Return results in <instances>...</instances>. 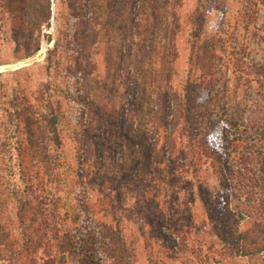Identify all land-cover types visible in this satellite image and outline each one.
I'll return each instance as SVG.
<instances>
[{
  "label": "rangeland",
  "instance_id": "374dc122",
  "mask_svg": "<svg viewBox=\"0 0 264 264\" xmlns=\"http://www.w3.org/2000/svg\"><path fill=\"white\" fill-rule=\"evenodd\" d=\"M126 1L34 0L35 15H50L33 32L15 34L19 28L0 16V106L19 91L47 92L46 99L60 106L67 163L86 173L74 194L80 200L76 239L79 250L96 259L91 264H116L105 225L125 235L132 264H203L208 255L219 261L211 264H262L259 254L220 255L230 236H217L200 200V182L180 150L168 159L165 132L171 129L168 96L189 72L198 23L210 35L239 30L237 45L248 46L250 58L264 66V8L258 29L247 33L240 12L251 0H223L222 6L216 0H160V17L155 0H131L116 10ZM225 81L218 110L262 129L246 134L229 155L230 203L250 209L264 199L262 161L254 154L256 145H264V94L257 79L240 87L228 71ZM6 121L0 111V139ZM200 172L213 190L222 189L213 169ZM166 223L189 233L186 252L164 238L171 232Z\"/></svg>",
  "mask_w": 264,
  "mask_h": 264
},
{
  "label": "trees",
  "instance_id": "16d2710c",
  "mask_svg": "<svg viewBox=\"0 0 264 264\" xmlns=\"http://www.w3.org/2000/svg\"><path fill=\"white\" fill-rule=\"evenodd\" d=\"M1 1L0 16H7L12 27L19 28L15 34L36 31L49 20V12L35 15L34 0ZM130 1L116 10L122 11ZM222 3L223 0H216L217 6ZM250 4L240 12L247 33L258 29L256 22L264 0H251ZM144 6L135 8L139 13ZM153 7L156 17H160V0H155ZM198 27L190 42L189 72L183 76L181 88L168 96V117H171L168 119L171 129L165 132L168 159L173 158L176 149L180 150L181 158L189 162L193 176L200 182V200L217 236L221 240L224 234L230 236L228 241L224 238L220 255L259 254L264 259V199L250 209L230 203L231 196H235L231 195L232 179L228 171L231 150L237 149L246 134H262V129L254 123L238 122L225 109L222 114L216 102L223 98L228 71L240 87L257 79V90L264 94V66L250 58L248 46L237 45L239 30L210 35L205 25L199 22ZM92 35L95 42L97 35ZM24 92L19 91L17 97L0 106L7 120L2 123L4 134L0 139V264L5 261L77 264L78 259L79 264H91L96 259L89 251L79 250L76 239L80 200L74 194L86 173L80 167L71 169L67 163L62 129L64 114L60 106L46 99L47 92L30 96ZM179 127L182 137L178 139L175 134ZM257 153L264 174V145H256L254 154ZM208 168L217 173L222 189L215 191L207 179H202L200 170ZM170 226L171 232L165 233L164 238L178 244V252H186L189 233L177 225ZM104 231L109 239L108 251L116 264H132L131 249L120 228L105 225ZM216 262L219 261L215 256L208 255L203 264Z\"/></svg>",
  "mask_w": 264,
  "mask_h": 264
}]
</instances>
